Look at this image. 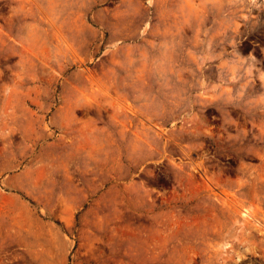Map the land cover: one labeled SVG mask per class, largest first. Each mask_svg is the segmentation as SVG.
<instances>
[{"label": "rangeland", "instance_id": "1", "mask_svg": "<svg viewBox=\"0 0 264 264\" xmlns=\"http://www.w3.org/2000/svg\"><path fill=\"white\" fill-rule=\"evenodd\" d=\"M0 264H264V0H0Z\"/></svg>", "mask_w": 264, "mask_h": 264}]
</instances>
